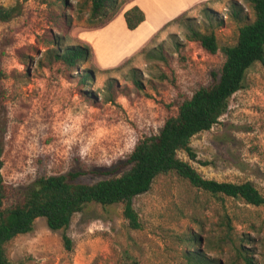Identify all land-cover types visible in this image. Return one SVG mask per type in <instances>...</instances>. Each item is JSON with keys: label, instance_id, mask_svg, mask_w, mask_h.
Wrapping results in <instances>:
<instances>
[{"label": "rangeland", "instance_id": "1", "mask_svg": "<svg viewBox=\"0 0 264 264\" xmlns=\"http://www.w3.org/2000/svg\"><path fill=\"white\" fill-rule=\"evenodd\" d=\"M119 1L111 19L127 2ZM144 1L147 16L139 30L128 33L120 14L91 34L92 47L81 33L102 19H89V0H0L7 13L0 18L5 208L21 202L40 176L72 172L79 174L76 181L90 184L121 175L137 142L156 135L183 99L214 83L224 60L221 48L234 44L240 24L253 19L248 0H210L179 14L192 0ZM178 15L180 21L162 27ZM187 24L213 30L217 53L188 40ZM141 42L111 67L95 60L96 55L111 63ZM77 44L89 45L94 58L69 69L54 58L58 48ZM190 146L194 159L182 150L177 156L200 176L250 181L264 196V64L246 71L244 87L230 97L226 112L194 135ZM132 205L139 229L128 226L122 203H91L64 232L37 218L30 232L5 244V255L12 264H245L246 257L264 264V206L212 195L172 172L155 177ZM63 233L71 239L70 250Z\"/></svg>", "mask_w": 264, "mask_h": 264}, {"label": "trees", "instance_id": "2", "mask_svg": "<svg viewBox=\"0 0 264 264\" xmlns=\"http://www.w3.org/2000/svg\"><path fill=\"white\" fill-rule=\"evenodd\" d=\"M89 19H102L94 24L97 28L108 22L120 7L119 0H89ZM128 1V0H127ZM253 19L238 27L236 41L224 46L221 52L224 60L214 83L198 88L190 98L183 99L175 115L164 121L156 135L145 137L136 143L127 160L128 169L119 176L101 179L95 183L76 181L78 173L38 177L25 192L21 202L4 207L0 195V264H12L5 255V244L19 234L33 229L37 218H44L52 231L67 229L71 218L84 206L94 203L102 207L122 203L123 216L132 229H139L140 223L132 199L150 189L151 183L160 174L175 173L190 185L212 195L242 200L253 206H264V196L250 182H219L205 179L187 162L178 158V151L194 159L190 146L191 138L208 131L226 112L230 97L244 87L246 71L256 62L264 64V0H248ZM182 16V15H181ZM178 16L172 22L180 21ZM233 16L238 19V12ZM7 13L0 10V18ZM129 30L137 28L145 19L137 6L124 12ZM187 39L195 42L209 54L219 50L213 30L201 32L187 24ZM54 58L66 68H72L82 61L93 58L92 48L87 44L60 47ZM88 74L83 80H89ZM2 147L0 146V170L2 168ZM0 175V189H1ZM63 244L70 250L71 239L63 233ZM199 263H202L199 260ZM245 264H253L245 258Z\"/></svg>", "mask_w": 264, "mask_h": 264}, {"label": "crops", "instance_id": "3", "mask_svg": "<svg viewBox=\"0 0 264 264\" xmlns=\"http://www.w3.org/2000/svg\"><path fill=\"white\" fill-rule=\"evenodd\" d=\"M153 1V0H152ZM206 1H210V0H192V1H189V2H187V3H185V4H182L180 7H179V9H177L175 12V14H179L180 12H183V11H188L190 8H193L195 5H197V4H200V3H203V2H206ZM195 2H197L196 4H195ZM126 5H125V7L123 8V10H121L119 13H117V15L113 18V19H111V21L107 24V25H105L104 27L103 26H101V27H98V28H92V29H89V30H85V31H83L82 33H81V36H82V38H83V40H85V41H87L88 43H90L91 45H92V47L94 46L93 44V37L91 36V34H93L94 32H96V31H98V30H100L101 28L103 29V28H107V27H109L110 26V24H112L113 22H115L116 20H120V14H123L124 13V11L126 10V9H128V8H130V7H132L133 6V4H134V6H137L140 10H142V12L144 13V16H145V19H144V21L146 20V16H147V11H146V9H145V1L144 0H129V1H127L126 3H125ZM158 4V3H157ZM156 4V5H157ZM179 16V15H178ZM178 16H171V19H170V17L169 18H167L166 20H164L163 22H162V27H164V26H166V25H168L174 18H176V17H178ZM144 21L137 27V28H135V29H133V30H131V31H129L128 29H127V27H126V24H125V21L123 22L122 21V23H123V27L126 29V30H128V33H131V34H133L134 32H136L137 30H139L143 25H144ZM142 25V26H141ZM141 26V27H140ZM140 27V28H139ZM160 29H161V27H160ZM154 34V32H152L150 35H149V37L146 39L147 41L152 37V35ZM145 43H143V42H141V43H139V44H137L135 47H133L131 50H130V52L129 53H127V54H125V55H122V56H120V57H118L115 61H113V62H111V63H103V61L101 62L97 57H96V55H95V60H96V62H97V64L99 65V67H103V68H106V67H111V66H113V65H115V64H117V63H119L120 61H122L123 59H125L126 57H128L129 55H131L133 52H135L137 49H139L141 46H143ZM93 51H94V49H93ZM93 58H94V56H93Z\"/></svg>", "mask_w": 264, "mask_h": 264}]
</instances>
